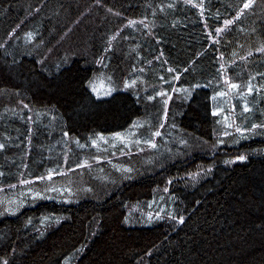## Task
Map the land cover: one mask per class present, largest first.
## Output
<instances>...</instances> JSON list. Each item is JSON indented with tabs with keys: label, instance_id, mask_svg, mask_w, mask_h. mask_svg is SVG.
I'll use <instances>...</instances> for the list:
<instances>
[{
	"label": "trees",
	"instance_id": "obj_1",
	"mask_svg": "<svg viewBox=\"0 0 264 264\" xmlns=\"http://www.w3.org/2000/svg\"><path fill=\"white\" fill-rule=\"evenodd\" d=\"M242 1L191 0L205 5L201 14L189 0H0V261L264 264V129H251L264 124V107L236 114L252 130L245 136L213 115L220 82L229 90L221 65L241 92L264 86V0L237 19ZM225 19L233 24L216 34ZM106 71L127 91L96 97L90 83ZM166 86L160 114L153 97ZM143 117L166 120L165 133L176 126L196 147L159 171L109 174L112 182L68 203L27 193L49 186L38 176L70 168L67 138L122 135Z\"/></svg>",
	"mask_w": 264,
	"mask_h": 264
},
{
	"label": "rangeland",
	"instance_id": "obj_2",
	"mask_svg": "<svg viewBox=\"0 0 264 264\" xmlns=\"http://www.w3.org/2000/svg\"><path fill=\"white\" fill-rule=\"evenodd\" d=\"M221 73L223 76L222 81L224 84V81L228 80V77L225 74H223V72ZM134 80L129 81L128 83L129 86H131V83ZM162 83H166V82L162 81ZM169 88L170 86L168 87L166 86L164 88H160L158 91L160 90L167 91V89ZM90 90L96 97L99 98L108 97L113 93H116L121 90L127 91L126 88L120 85L119 79L114 77V75L108 71L99 74L94 78V80L90 83ZM223 90L224 87L220 85L218 92ZM158 91L156 92V96H154L153 99L157 102L159 108L155 107L156 106L155 103L154 106L155 108L153 109H159L161 114V110L165 109L163 103L165 102L166 98L157 95ZM217 93L214 96L215 98L213 97L215 99V112L220 113V115L218 116L216 115V116L218 117V120L224 121L225 124L224 123L220 124L222 126H226L227 124V127L228 125H231V128L233 127L239 128L238 127L239 125L236 124H239L240 120H238L239 118L236 114L247 115V116L251 115L252 111L254 110L255 103L258 101H259L258 105L261 104L262 107H264V86L263 87L253 86V94L251 96L247 94V90L241 92L239 89L238 90L229 89L228 92H225L226 95L223 98L218 96ZM245 103H247L251 108L254 105L253 109L248 113H245L243 111V105ZM233 106H235L234 111H233ZM225 117H227V119H225ZM234 119L237 120L236 121L237 123H235ZM161 124L164 125L162 128L160 127ZM168 125L169 124L166 122V120L160 122L158 119H154V118L150 119L147 117H143L138 119L137 123L130 130L118 136H112V137L95 136V137L87 138L86 140H81L78 138H71L68 135L70 138H67L66 141L69 143V145H73L74 151L72 152L74 153L75 157L72 160H70V168L64 170L59 169L60 173H62V175H60L61 177H59L60 179L59 178L55 179L57 177L56 175L53 181H49V183H47L46 185H51L52 187H56L60 189H70L72 191V195L71 197L68 196L69 197L68 199L75 200L76 198L81 199L82 196L87 194H91V193L94 194V192L98 191L95 190L96 187L105 186L108 183L112 182L115 177H113L112 179L108 178L107 176L109 174H112L114 176L115 173H118L119 175H124L123 177L124 180L126 179L130 180L134 177L136 172L141 174V171L143 170L157 169V171H159V168L164 166L167 162L168 163L174 162L175 160L179 161L183 155L184 148L191 149L192 147L194 148L196 147V141L194 138H191L190 136L179 137L181 133L176 130V126H170L168 132L165 133L164 128ZM219 128L222 129V127L220 126ZM240 128L244 130L246 129L245 127H243V124L241 123H240ZM261 128L264 129V127ZM155 131H160L162 135L160 137H155L154 136ZM250 131L252 130H249L248 132ZM248 132L244 131L243 136L247 135ZM148 138L152 139V141L156 143L157 147L155 149L148 146V144H141L139 146L135 144L136 139L147 140ZM174 140L178 141V147L176 149L171 148L175 142ZM218 140L219 141L217 142L218 144L217 146L218 149H220L221 146L224 144V142L220 140V138ZM77 141H79L80 144L86 145V147L84 148L79 147L77 145ZM93 141H95L96 147L91 146ZM113 145H115V147H113ZM125 145H129L132 151L131 150L129 151L127 147H124ZM113 149L116 151H114ZM84 150L95 153L97 155L96 158L92 160L86 159L83 155ZM103 159H105L106 163H109V166L101 165V161ZM80 163H86L88 165L87 168L77 167V165ZM134 163H139V167L137 169H134V167L132 166V164ZM59 165L62 166L64 165V163H61ZM126 168H130L132 169V171L124 172L123 169ZM72 169H75V171H73ZM92 183L93 184L96 183V186H92L93 185ZM21 184L22 183L20 182V185ZM90 184L92 185L90 186ZM25 186L29 187V184H26ZM46 187L47 186H44L43 189L46 190ZM166 187H167L166 182L161 185L162 190L166 189ZM43 189L40 192L42 193V195H45V190ZM27 193H30V191ZM48 193H49V197H47L46 199L51 198L54 200H60V199H66V197L64 196H67V194L61 196L54 192L51 193L48 192ZM31 194H32L31 196L35 195V193H31Z\"/></svg>",
	"mask_w": 264,
	"mask_h": 264
},
{
	"label": "snow or ice",
	"instance_id": "obj_3",
	"mask_svg": "<svg viewBox=\"0 0 264 264\" xmlns=\"http://www.w3.org/2000/svg\"><path fill=\"white\" fill-rule=\"evenodd\" d=\"M98 2H99V0H98ZM189 3H191V0H189ZM169 7H172V5H169ZM191 7H192V8H197V9L200 11L201 14H203L204 11H205V5L202 4V3H201V4L191 3ZM247 10H253V11L255 10V7H254V0H243L242 7H241V8L237 11V13H236V18L239 19L243 14L246 13ZM134 23H136V21H129V25L134 24ZM141 23H144V22L141 21ZM232 24H233V20H232V19H225V20L223 21L224 28H221V27H217V28H215V33H216V34H219V33L223 32L225 28H227L229 25H232ZM209 35H211V34H209ZM112 39L115 40L116 37L113 36ZM111 42H112V41H108L109 44H111ZM216 42H217V41H215V40L213 41V43H216ZM262 51H264V49H262ZM167 71L171 73V72H173L174 70H173L172 68H169V69H167ZM185 71H188V69L186 68ZM219 71H220V72H223V65L220 66ZM160 79H161V81H165V77H164L163 75L160 76ZM173 79L178 80L179 77H173ZM133 82H134V81H133ZM224 83L227 84L228 87H229V89H231V90H238L239 87H240L237 83H233V82H231V81H229V80H225ZM172 90L175 91V89H172ZM94 91H95V90H94ZM247 94H248L249 96H251V95L253 94V86H252L251 84H249L248 87H247ZM157 95H159V96H161V97H167V96H168V93H167V91L160 90V91H158ZM217 95L223 98V97H225L226 93H225L224 91H219V92L217 93ZM153 98H154V97H153ZM214 98H215V97H214ZM165 103H167V99L165 100ZM234 110H235V106H233V111H234ZM251 110H252L251 107H250L247 103H245V104L243 105V111H244L245 113H248V112H250ZM213 115H217V116H218V115H220V113H219V112H214ZM165 116H166V112H165ZM225 119H227V117H225ZM163 126H164L163 124L160 125L161 128H162ZM228 127H231V125H228ZM261 127H264V124H256V123H253V124L251 125V129H253V130H255V129H257V128H261ZM236 131L239 132L241 135H243L245 130H244V129H241V128H237ZM67 135H68L67 133H64V136H65V137H67ZM161 135H162V133H161L160 131H155V132H154V136H155V137H160ZM224 135L227 136V135H229V133H228V132H225ZM106 143H107V142H106ZM135 144L138 145V146L141 145V144H148V146H150V147L153 148V149H155V148L157 147L156 143H155L154 141H152L151 139H147V140H144V139H136V140H135ZM77 145H78L79 147H81V148L86 147V145H84V144H80L79 141H77ZM91 146H92V147H96V143H95V141L92 142V145H91ZM4 147H5V145L2 144V143H0V150L4 149ZM113 147H115V145H113ZM125 147H127L129 151L131 150V147H130L129 145H125ZM236 159H237L239 162H243V161L246 159V157L241 155V156H238ZM98 162H99V160H98ZM227 162L230 163V162H233V161H227ZM87 166H88V165H87L86 163H80V164L77 165V167H79V168H84V167H87ZM72 170L75 171V169H72ZM123 171H124V172H131L132 169H130V168H126V169H123ZM208 171L211 172L212 170H211V169H208ZM2 175H3V173H0V176H2ZM56 175H62V173H60V171H59V168H55V169L50 170V171L48 172V174H47L46 177L43 176V175L38 176V177L36 178V181H35V182H36V183H39V182H41V181H44L45 179H46L47 181H53V179H54V177H55ZM31 182H32V181H30V180H28V179H25V180H22V181H21V183H22V184H25V185H26V184H29V183H31ZM169 183H171V181H170ZM12 187L15 188L16 185H12ZM165 191H167V189H165ZM47 192H54V193H57L58 195H61V196H64L65 194H67L69 197H71V195H72V191H71L70 189H60V188L52 187L51 185H49V186L46 187L45 195H42L41 192H36L35 195L32 196V198H33V199H36V198H46V193H47ZM29 195H32V194L29 193ZM64 202H65V203H68V202H71V201H70V199H69V200H65ZM156 218H157V219L160 218L159 213L157 214V217H156ZM169 218H170V219H176V217H175V216H172V215H170ZM46 219L50 220L51 223H55V224H59V223L61 222L60 219H58V218H46ZM148 219L151 220L152 217L149 216ZM178 222H179L180 224H183V223H184V219H183V217H180ZM42 234H43V233H41V235H42ZM0 264H8V260L5 258V259H3L2 261H0Z\"/></svg>",
	"mask_w": 264,
	"mask_h": 264
},
{
	"label": "bare ground",
	"instance_id": "obj_4",
	"mask_svg": "<svg viewBox=\"0 0 264 264\" xmlns=\"http://www.w3.org/2000/svg\"><path fill=\"white\" fill-rule=\"evenodd\" d=\"M235 1V0H234ZM241 1V0H240ZM243 2V1H242ZM231 4H232V2H231ZM236 5V4H235ZM233 8V7H232ZM235 8V7H234ZM250 14V13H249ZM225 18V17H224ZM251 18V17H250ZM165 19V18H164ZM240 23V22H239ZM243 26V25H242ZM205 29H207V28H205ZM204 29V30H205ZM228 31V30H227ZM255 31V30H254ZM260 32V31H259ZM224 34V33H223ZM260 35V34H259ZM126 37V36H125ZM241 37V36H240ZM253 37V36H252ZM216 38V37H215ZM256 38V37H255ZM127 39V38H126ZM245 44V43H244ZM124 45V44H123ZM214 45V44H213ZM118 46V45H117ZM220 46V45H219ZM116 47V46H115ZM241 47V46H240ZM225 48V47H224ZM236 49H237V47H236ZM235 49V50H236ZM142 50V49H141ZM166 56H167V54H166ZM215 58H217V57H215ZM250 60V59H249ZM254 61V60H253ZM225 62V61H224ZM237 62V61H236ZM250 64V63H249ZM188 68V67H187ZM242 68V67H241ZM166 69V68H165ZM168 69V68H167ZM239 69V68H238ZM185 70V69H184ZM189 70V69H188ZM228 70V69H227ZM250 72V71H249ZM167 73H168V71H167ZM218 73H220V72H218ZM221 75V74H220ZM215 76V75H214ZM253 76V75H252ZM215 77H217V76H215ZM222 77V76H221ZM207 78V77H206ZM216 79V78H215ZM144 80V79H143ZM175 80V79H174ZM217 80V79H216ZM218 82V81H217ZM220 83H222V82H220ZM242 83V82H241ZM245 83V82H244ZM254 84H256V83H254ZM154 85V84H153ZM214 85V84H213ZM221 85V84H220ZM154 87V86H153ZM214 87V86H213ZM160 88V87H159ZM146 89V88H145ZM149 89V88H148ZM175 95V94H174ZM158 97V96H157ZM172 97H173V95H172ZM217 98V97H216ZM245 98V97H244ZM137 100V99H136ZM138 102V101H137ZM220 102V101H219ZM218 102V103H219ZM144 104V103H143ZM164 104V103H163ZM259 104V103H258ZM137 105V104H136ZM170 105V104H169ZM167 107H168V105H167ZM169 109V108H168ZM155 110H157V109H155ZM158 111V110H157ZM166 114H168V113H166ZM158 119V118H157ZM219 122V121H218ZM221 123V122H220ZM242 123V122H241ZM155 124V123H154ZM222 124V123H221ZM225 124V123H224ZM158 126H159V124H158ZM217 127V126H216ZM157 128V127H156ZM220 129V128H219ZM223 129V128H222ZM228 129V128H227ZM262 130V129H261ZM220 131H221V129H220ZM218 132V131H217ZM152 135V134H151ZM235 135V134H234ZM99 138V137H98ZM149 139V138H148ZM152 140V139H151ZM200 140V139H199ZM213 140V139H212ZM197 141V140H196ZM198 144V143H197ZM133 145V144H132ZM206 145V144H205ZM204 145V146H205ZM214 145V144H213ZM67 147V146H66ZM125 147V146H124ZM71 148V147H70ZM217 148H218V146H217ZM114 150V149H113ZM218 150V149H217ZM114 151H116V150H114ZM131 151H132V149H131ZM197 151H198V149H197ZM144 152V151H143ZM141 154V153H140ZM97 156V155H96ZM109 156V155H108ZM133 156H134V154H133ZM168 156V155H167ZM123 157V156H122ZM58 159H60V158H58ZM67 162V161H66ZM92 162V161H91ZM104 162V161H103ZM106 162V161H105ZM211 162V161H210ZM213 162V161H212ZM53 163V162H52ZM76 164V163H75ZM108 164V163H107ZM39 165V164H38ZM102 165V164H101ZM45 166V165H44ZM208 166V165H207ZM106 167V166H105ZM37 168V167H36ZM61 168V167H60ZM87 168V167H86ZM135 169V168H134ZM39 171V170H38ZM146 172V171H145ZM31 174V173H30ZM31 178V177H30ZM60 179V178H59ZM86 180H87V178H86ZM57 181V180H56ZM66 182V181H65ZM120 182V181H119ZM62 183V182H61ZM40 184V183H39ZM34 185V184H33ZM68 185V184H67ZM114 185V184H113ZM40 188V187H39ZM43 189V188H42ZM43 190H45V189H43ZM34 192V191H33ZM39 192V191H38ZM51 193V192H50ZM87 196V195H86ZM48 197H49V195H48ZM88 197V196H87ZM3 200V199H2ZM1 217V216H0ZM47 224V223H46ZM54 225V224H53ZM57 226V225H56ZM45 228V227H44ZM49 228V227H48ZM47 228V229H48ZM42 230V229H41ZM40 231V230H39ZM34 232V231H33ZM44 232H46V230L44 231Z\"/></svg>",
	"mask_w": 264,
	"mask_h": 264
}]
</instances>
